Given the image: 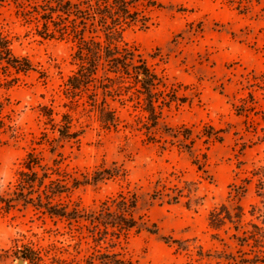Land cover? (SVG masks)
<instances>
[{"label":"rangeland","instance_id":"rangeland-1","mask_svg":"<svg viewBox=\"0 0 264 264\" xmlns=\"http://www.w3.org/2000/svg\"><path fill=\"white\" fill-rule=\"evenodd\" d=\"M14 1L0 6V27L13 52L28 57L33 70L11 82L0 70V101L11 125L0 145V187L14 184L31 149L49 158L46 139L54 133L41 112L47 107L57 120L68 114L77 134L62 148V165L73 175L117 169L63 199L92 209L133 194L136 215L152 230L74 223L32 208L0 207V264H17L19 253L30 250L43 264L56 259L86 264L103 253L133 264H227L217 253L238 250L233 230L229 222L211 227L208 216L227 202L229 185L243 184L250 169L264 165V0L245 13L227 0H153L143 9L147 26L128 27L123 39L157 77L156 125L131 74L120 78L103 68L107 78L71 96L66 81L77 69L72 43L39 36L16 14ZM102 93L112 121L93 105ZM211 128L220 141L205 138ZM183 131L190 133L188 139L179 136ZM175 196V202H166ZM240 202L241 230L261 224L258 209L264 207L253 182Z\"/></svg>","mask_w":264,"mask_h":264},{"label":"trees","instance_id":"trees-1","mask_svg":"<svg viewBox=\"0 0 264 264\" xmlns=\"http://www.w3.org/2000/svg\"><path fill=\"white\" fill-rule=\"evenodd\" d=\"M9 0H0V6ZM240 12H249L254 2L262 0H227ZM154 4L153 0H15L16 14L31 24L42 38L64 39L72 43L74 51L72 58L77 69L67 79V89L70 95L89 90L90 84L100 78H107L108 72L123 78V74L133 75L143 95L145 110L150 123L157 124L154 114V88L157 77L149 69L146 61L136 48L128 46L123 39L124 31L133 25L145 28L148 17L143 9ZM264 10V7H261ZM0 70L5 82L18 79L19 73L33 70V64L28 57L18 56L12 50L11 38L0 27ZM264 79V77H263ZM112 88V87H110ZM97 93L99 91L96 90ZM93 105L100 113L105 114L107 121L113 120V115L107 111L106 95L96 97ZM248 106V105H246ZM5 104L0 101V145L3 144L2 134L11 127L4 119ZM42 115L52 122L54 136L47 138L48 159L41 152L31 149L21 161L16 170L14 184L0 187V207L4 210L32 208L49 217H58L68 222H88L103 227H115L123 230L142 228L151 231L140 216L136 215L137 201L135 195L130 197L120 195L103 202L100 206L85 209L78 202L63 199L81 185L96 184L102 179L117 172L116 167L96 169L91 175H73L62 165V148L66 142L75 139L77 134L71 130L68 114H62L60 120L52 115V110L43 107ZM206 139L220 141L216 136L218 131L208 129ZM164 131L172 136L171 129ZM184 139L190 137L188 131L179 134ZM249 176L243 184L229 185L227 202L214 208L208 216L209 225L219 229L229 222L233 230L231 238L238 250L236 252L217 253L227 264H264V208L258 211L262 216L261 224L251 223L253 229L241 230L243 209L240 200L247 186L253 182L256 196L264 207V165H255L249 170ZM163 195V193H161ZM168 196V195H164ZM177 196L166 199L167 203L175 202ZM255 209L256 205H252ZM255 212H251L253 215ZM155 232V231H152ZM222 240V239H220ZM180 244L182 241H176ZM242 248L244 251L239 250ZM237 253H241L240 255ZM21 257L26 264H43L37 251H22ZM53 264H69L65 260L56 259ZM86 264H133L117 257L114 253H103L97 261L89 259Z\"/></svg>","mask_w":264,"mask_h":264},{"label":"water","instance_id":"water-1","mask_svg":"<svg viewBox=\"0 0 264 264\" xmlns=\"http://www.w3.org/2000/svg\"><path fill=\"white\" fill-rule=\"evenodd\" d=\"M16 263L17 264H24V259H23V257H21V253H19V257L17 258Z\"/></svg>","mask_w":264,"mask_h":264}]
</instances>
